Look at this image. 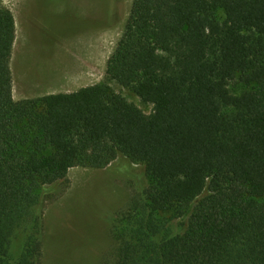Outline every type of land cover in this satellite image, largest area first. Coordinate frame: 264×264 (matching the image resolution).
<instances>
[{"label":"trees","instance_id":"1","mask_svg":"<svg viewBox=\"0 0 264 264\" xmlns=\"http://www.w3.org/2000/svg\"><path fill=\"white\" fill-rule=\"evenodd\" d=\"M15 17L0 4V264H43L46 200L76 167L135 185L114 264H264V0H134L106 79L150 116L107 84L15 102Z\"/></svg>","mask_w":264,"mask_h":264},{"label":"rangeland","instance_id":"2","mask_svg":"<svg viewBox=\"0 0 264 264\" xmlns=\"http://www.w3.org/2000/svg\"><path fill=\"white\" fill-rule=\"evenodd\" d=\"M133 2L121 0L116 18L112 0H0L16 16L11 61L15 102L107 84L113 93L152 115L153 105L106 79L107 63L125 31ZM230 90L239 95L246 87L237 80ZM133 169L142 173L140 187L152 184L144 166ZM67 179L45 203L43 264H114L119 248L116 223L130 209L135 185L107 169L76 167ZM183 222L170 220V225L179 229ZM25 230L13 240L16 255Z\"/></svg>","mask_w":264,"mask_h":264}]
</instances>
